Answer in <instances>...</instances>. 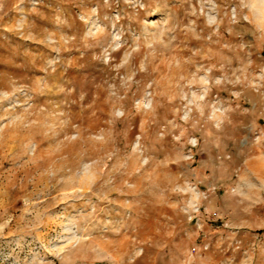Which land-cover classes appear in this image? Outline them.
Wrapping results in <instances>:
<instances>
[{
    "label": "rangeland",
    "instance_id": "obj_1",
    "mask_svg": "<svg viewBox=\"0 0 264 264\" xmlns=\"http://www.w3.org/2000/svg\"><path fill=\"white\" fill-rule=\"evenodd\" d=\"M0 264H264V0H0Z\"/></svg>",
    "mask_w": 264,
    "mask_h": 264
}]
</instances>
